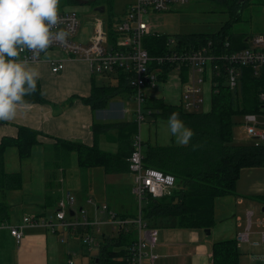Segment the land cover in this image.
<instances>
[{
    "label": "crops",
    "instance_id": "1",
    "mask_svg": "<svg viewBox=\"0 0 264 264\" xmlns=\"http://www.w3.org/2000/svg\"><path fill=\"white\" fill-rule=\"evenodd\" d=\"M94 28L95 22L91 23L89 28L80 26L73 37L74 41L89 42L91 35L94 34ZM52 62H63V69L53 73L50 68ZM27 65L40 73L38 80L40 99L32 102L25 100L26 103L18 108L13 120L0 121V141L3 138L15 137L18 127L25 126L37 131L38 143L32 146L29 157L24 160L18 159L15 148L10 147L6 150V169L19 171L22 176L21 187L5 194L10 214L6 223L18 224L22 217L27 215L37 219L51 220L56 225L54 230L40 226L25 227L23 228L25 234L20 243L15 241L7 227L1 228L0 255L3 263L0 264H89L90 259L97 253L100 242V237H95L93 234L94 224L80 225L77 229L64 228L55 217L59 201L66 193H70L74 197V202L69 207V211L72 212L71 220L80 221L76 211L78 210L81 215L86 214L84 218L90 223L98 222L99 229L103 226L105 227L103 230L107 231V226L111 225L109 212L117 214L108 203L109 199H115V194L111 192L109 185H106L99 191L104 198L97 193L95 196L99 199L92 194L85 196L86 176L82 173L83 171H79L81 168L78 166L77 152L70 149L67 143L93 145L94 122L118 123L135 120L136 116H133V113H135L136 104L131 92H120L110 99L105 108L92 110L91 105L84 103L83 99L90 95L92 85H97L93 78L95 74L90 72L85 59L60 49H47L42 52L37 62H27ZM175 71L176 76L169 75L165 82L146 88L144 99H159L167 104L180 105L182 81L178 71ZM107 77L113 78L117 84V79L111 75ZM204 96L205 105L201 111L207 112L211 108L207 88ZM167 120L149 115L144 121L137 123L136 134L140 136L143 147L145 143L153 146L177 144L167 129ZM114 136V129L100 133L97 136L98 147L100 148L99 145H101L103 149H100L103 151L116 152L117 143ZM109 146H113V149ZM59 147L72 153V162L68 168L58 166L57 171L54 172L51 168H46L45 161H42V154L46 149ZM98 168L100 167L85 170L89 172V175L93 172L92 170H95L94 172L98 175H103L102 168ZM116 175L103 176L105 178L109 176L110 181H112L110 178L115 176L112 182L117 183V185L113 184L116 189L119 191L122 188L125 189L124 184L119 183L122 179ZM235 184L234 195L216 199L215 224L210 228L209 234L197 229L155 227L157 241L153 252L157 258L151 263L145 255L142 264H212L211 244L229 238H234L237 242L240 251L239 264H264V260L261 259L263 250L258 248L260 244L253 245V242L258 241L256 236L260 235L256 228L253 229L250 224L247 241L236 239L245 230L244 220L247 221V212L252 211L254 214L256 198L264 196V167L243 168ZM74 205L77 208H74ZM103 205H106V210H102ZM99 212L103 213L99 214ZM260 220L262 218H256V227L260 225ZM83 223L84 221L81 222ZM87 234L94 237V245L88 246L83 243L82 238ZM72 235L79 237V240L73 237L67 238ZM80 242L84 248L79 245Z\"/></svg>",
    "mask_w": 264,
    "mask_h": 264
},
{
    "label": "trees",
    "instance_id": "2",
    "mask_svg": "<svg viewBox=\"0 0 264 264\" xmlns=\"http://www.w3.org/2000/svg\"><path fill=\"white\" fill-rule=\"evenodd\" d=\"M227 14L218 30L212 33H194L180 36L177 48H194L212 40L221 43L228 39L232 49L245 47L247 37L227 36L226 29L239 17L240 10L247 0H215ZM62 4H88L106 6V0H61ZM63 9H59L61 11ZM114 19L105 20V28L110 40L115 39L111 26ZM166 34H151L144 38L143 45L150 55H158L167 50ZM169 66L163 68L160 79L165 80ZM117 79V84L92 85L91 93L83 99L91 105L92 110L107 106L110 99L120 92H133L128 84L127 74L116 69L109 74ZM212 94L211 108L186 111L179 105L164 103L159 99H144L142 110L145 115L168 119L178 113L185 125L191 128L194 136L188 145L158 146L145 143L143 163L146 167L156 168L175 177V187L169 195L161 198L147 196L141 206V216L148 227H176L184 229L205 230L215 224L214 205L217 198L234 195L236 182L243 168L264 167V143L233 144V126L235 115L259 113L263 102L259 92L264 87V75L255 77L248 69H243L239 90L231 91L223 79ZM40 84L37 90L24 99L38 101ZM242 124V121L240 122ZM137 121L93 123L94 143L85 146L78 143H67L70 149L77 152L78 166L85 170L100 167L108 174L128 172L127 158L132 150L133 135L137 131ZM115 130L116 152L103 151L98 147L97 136L108 130ZM37 131L19 126L15 137L3 138L0 141V223L9 220V205L5 200L8 191L21 187L22 176L19 171L6 169L5 153L7 148L16 150L19 160L29 157L31 148L38 143ZM255 138V137H251ZM264 199V196H261ZM137 215V214H136ZM136 215L121 214L119 218L132 219ZM136 242V229L133 223L117 228L114 234L102 233L99 248L93 256L94 264H134L131 247ZM239 249L234 238L215 241L211 244L212 264H239Z\"/></svg>",
    "mask_w": 264,
    "mask_h": 264
},
{
    "label": "built area",
    "instance_id": "3",
    "mask_svg": "<svg viewBox=\"0 0 264 264\" xmlns=\"http://www.w3.org/2000/svg\"><path fill=\"white\" fill-rule=\"evenodd\" d=\"M189 0H133L125 14L114 19L111 29L115 39L110 40L105 28V21L99 17L95 19L94 34L87 43L74 41L80 20L77 12L69 9L59 11L57 29H63L68 33L64 42L55 41L48 49L57 48L75 57H80L88 62L90 72L93 74L109 75L116 69H121L127 74L128 84L132 87V97L136 104L135 115L137 123L145 120L142 110L144 93L146 88L155 87L160 82H165L172 70H177L182 81L180 105L186 111L203 109L205 105V89L209 94V100L217 91V85L223 82L231 91L239 90L243 69L251 71L252 75L259 77L264 75V33L248 36L245 47L232 49L228 39L221 43L208 40L198 47L177 48L178 39L168 37L167 50L158 55H150L144 48L143 40L151 34H159L151 31V26L145 17L151 13L169 11L173 4H185ZM33 56L29 50L20 52L18 59L26 62H37L41 57ZM169 66V73L165 74V80L160 79L163 68ZM63 62H52L51 71L58 73L63 69ZM185 70V71H183ZM259 99L263 102L262 111L259 113H246L242 115V125L246 133L259 140H264V87L259 92ZM210 106V101H209ZM128 168L133 174L132 191L138 204V213L135 218L124 219L109 212V222L119 227L133 223L137 230L136 242L131 247L132 263L142 264L146 255L151 263L157 258L153 248L157 241V230L148 227L142 219L141 206L147 196L161 198L169 195L175 187V177L156 168L146 167L143 163V142L139 135L132 139V150L128 158ZM90 201V200H89ZM74 202V197L66 193L59 201L56 219L64 228L77 229L80 225L99 224L90 223L84 218V223L79 220H71L69 207ZM106 205L102 210H106ZM252 211L247 212L245 230L237 236L238 241H247L250 231ZM82 221V222H83ZM264 224V218L259 221ZM56 223L48 219H37L33 216H23L21 222L8 225L0 223V229L7 227L17 243L23 238V228L44 227L55 229ZM83 243L94 245V239L90 235H84ZM261 241H264V232H261ZM259 245V242H253Z\"/></svg>",
    "mask_w": 264,
    "mask_h": 264
},
{
    "label": "rangeland",
    "instance_id": "4",
    "mask_svg": "<svg viewBox=\"0 0 264 264\" xmlns=\"http://www.w3.org/2000/svg\"><path fill=\"white\" fill-rule=\"evenodd\" d=\"M132 2L133 0H106V6L102 4H96L95 6H92L86 3L66 5L62 4L61 0H59V9H74V11L77 12L78 19L80 20L79 27L85 26L89 28L90 24L93 23L91 21L97 19V17L105 21L108 17L116 20V18L123 16ZM247 2L248 3L241 8L238 19L233 21L232 24L226 29L227 36L230 37L241 35L242 37H248L257 33H264V0H247ZM101 9L103 12L101 11ZM145 20H147V22L151 26V31L157 32L159 34H166L169 37L178 39L180 36H184L187 34L215 32L219 29L222 23L227 20V14L222 12V6L219 1L189 0L185 4H173L169 11H151V13L145 17ZM176 74L177 72L173 70L168 75L176 76ZM93 78H95V83L97 85H107L108 83L115 84V80L111 77H107V75L95 74ZM133 116H136L135 113H133ZM146 116L149 115H145V118ZM241 120L242 116L235 115L233 117V121L235 122V124L232 127V143H264V140L251 138V136H249L243 129V125L240 123ZM99 146L101 149H103L101 145ZM109 147L113 149V146ZM42 161H45V166L47 169L51 168L55 172L57 171L58 166L66 168L69 167V164L72 162V153L66 151L62 147L54 148L51 150L46 149L44 154H42ZM79 171H83L82 173L86 176V179L84 180L85 196L89 194L95 196L97 193L98 195L102 196V198H104V196L101 195L99 191L101 190V188L109 185V189L115 194V199H109V202H107L111 205V208H113L117 214L136 215L138 213V204L130 188L131 185L133 186V174H131V172L128 171L122 174L116 173V176L122 179V181L119 183L124 184L125 186V189L122 188V190L119 191L114 186L117 185V183L112 182L115 180V176L110 178L112 179V181H110L109 176H106V178L105 176H103L107 175L105 174V172H103V175H98L94 172L95 170H92L94 173L90 172L91 174L89 175V172H87V170L81 169ZM95 197L99 199V197ZM256 200V207L253 210L254 214L251 218V225L253 229L256 228L260 233V235L256 236V240H258L260 244L258 248H261L263 250L261 259L264 260V242L261 241V232H264V224H260L258 227H256L255 225V220L257 217L264 218V213H261V208L264 206V199L262 197H258L256 198ZM74 208H77L76 205H74ZM76 211L80 221L82 222L84 217H86V214L81 215L80 211ZM102 213L103 212H99V214ZM244 221V224H246V219ZM217 224L218 221L216 225ZM93 226L94 228H92V231L95 237H100L103 232L108 235L114 234V232H116L118 228L117 225L111 224L107 226V231H104L103 229H105V227H103L102 225L100 229L98 227V224H94ZM69 237H73L74 239L79 240V237L76 238L74 235L68 236L67 238L69 239ZM81 242L79 243V245L84 248V245H82ZM0 263H3L1 255ZM89 264H94L93 260L91 261L90 259Z\"/></svg>",
    "mask_w": 264,
    "mask_h": 264
},
{
    "label": "clouds",
    "instance_id": "5",
    "mask_svg": "<svg viewBox=\"0 0 264 264\" xmlns=\"http://www.w3.org/2000/svg\"><path fill=\"white\" fill-rule=\"evenodd\" d=\"M59 0H0V121L13 120L25 97L37 90L40 73L18 59L29 50L33 56L45 52L68 33L57 27ZM167 129L179 145H188L194 132L173 113Z\"/></svg>",
    "mask_w": 264,
    "mask_h": 264
},
{
    "label": "water",
    "instance_id": "6",
    "mask_svg": "<svg viewBox=\"0 0 264 264\" xmlns=\"http://www.w3.org/2000/svg\"><path fill=\"white\" fill-rule=\"evenodd\" d=\"M101 11H102V9H101ZM101 11H100V12H101ZM102 12H103V11H102ZM261 213H264V206L261 208ZM69 214L72 215V212L69 211ZM204 232H205L206 234H209V233H210V229H205Z\"/></svg>",
    "mask_w": 264,
    "mask_h": 264
}]
</instances>
